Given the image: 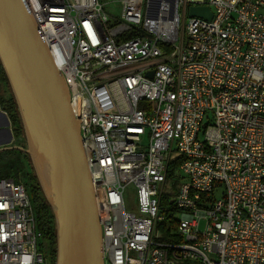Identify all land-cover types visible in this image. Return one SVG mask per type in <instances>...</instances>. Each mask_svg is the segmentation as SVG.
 Segmentation results:
<instances>
[{"label": "built area", "instance_id": "1", "mask_svg": "<svg viewBox=\"0 0 264 264\" xmlns=\"http://www.w3.org/2000/svg\"><path fill=\"white\" fill-rule=\"evenodd\" d=\"M26 4L79 121L104 264H264V0H120L112 21L99 0ZM42 240L0 178V264H46Z\"/></svg>", "mask_w": 264, "mask_h": 264}, {"label": "water", "instance_id": "2", "mask_svg": "<svg viewBox=\"0 0 264 264\" xmlns=\"http://www.w3.org/2000/svg\"><path fill=\"white\" fill-rule=\"evenodd\" d=\"M188 16L210 21L212 12L207 6H192ZM0 66L24 142L23 147L3 150H18L29 159L54 219V264H104L79 121L71 113L67 85L53 64L26 0H0ZM147 77H152V72Z\"/></svg>", "mask_w": 264, "mask_h": 264}, {"label": "trees", "instance_id": "3", "mask_svg": "<svg viewBox=\"0 0 264 264\" xmlns=\"http://www.w3.org/2000/svg\"><path fill=\"white\" fill-rule=\"evenodd\" d=\"M132 37H135L134 34H128L124 35L121 39L122 40H127ZM0 108L3 112L6 113L8 121L10 123V128L12 131L13 139H14V144L13 146H22L24 144L23 142V132H22V127L21 123L17 114L16 106L14 103V100L12 98V95L10 93L6 78L4 76L3 70L0 66ZM12 153V154H10ZM0 157L9 159L13 163H17L21 165L23 168L22 172L19 174L20 178L25 179V189L28 194V198L30 200L34 216H35V223H36V228L38 231L41 232L42 234V243H44L45 248L49 249L51 252V264L55 263V248H56V243H55V225H54V219L53 215L51 213V210L44 199V196L39 188V185L36 181V178L33 174V171L31 169L29 159L26 155L21 153L18 150L14 149H7L0 151ZM181 161V158L178 156H175L168 165V178L175 177L176 181H174L173 187L177 186L179 184L181 177L179 174L174 173L175 170L177 169L179 162ZM16 176V175H15ZM11 177L9 175L4 174L0 172V178H8ZM16 178L17 181L21 179ZM15 179V180H16ZM163 208H166V217H169L170 214H168V211L171 213L174 212L172 208H169V202L166 199H163L162 201ZM172 221L164 222L160 228L162 232V237L161 239L164 241H175L177 242L170 234H169V228L172 226ZM44 248V249H45Z\"/></svg>", "mask_w": 264, "mask_h": 264}, {"label": "rangeland", "instance_id": "4", "mask_svg": "<svg viewBox=\"0 0 264 264\" xmlns=\"http://www.w3.org/2000/svg\"><path fill=\"white\" fill-rule=\"evenodd\" d=\"M99 3L103 6L104 11L110 16V21L113 20V17H111V16L117 17L121 12L120 0H99ZM6 121L8 124V127H6V128L8 129L9 123H8V120H6ZM23 146L24 145H22V147ZM20 147H21V145H20ZM10 154H12V153H10ZM22 170H23V168L21 167V165H19L17 163H13L9 159L0 157V172H2L4 174L7 173V175L11 176V178L16 179L17 177L20 178L19 174L22 172ZM21 182H23L25 184V179L22 178ZM220 192H221V190L215 191L216 198L220 197V195H221ZM123 197H124L125 209L128 212L137 214V203H136V196H135V188L132 185H128L125 188ZM180 216H181L180 212L175 213L176 218H179Z\"/></svg>", "mask_w": 264, "mask_h": 264}, {"label": "crops", "instance_id": "5", "mask_svg": "<svg viewBox=\"0 0 264 264\" xmlns=\"http://www.w3.org/2000/svg\"><path fill=\"white\" fill-rule=\"evenodd\" d=\"M6 116H7L6 113L3 112L0 108V151H2L4 148L12 147L14 144L11 128L10 127L8 129L6 128L8 127L6 121L8 120V118Z\"/></svg>", "mask_w": 264, "mask_h": 264}, {"label": "flooded vegetation", "instance_id": "6", "mask_svg": "<svg viewBox=\"0 0 264 264\" xmlns=\"http://www.w3.org/2000/svg\"><path fill=\"white\" fill-rule=\"evenodd\" d=\"M43 255L46 261V264H51V252L49 251V249L45 248L43 250Z\"/></svg>", "mask_w": 264, "mask_h": 264}]
</instances>
